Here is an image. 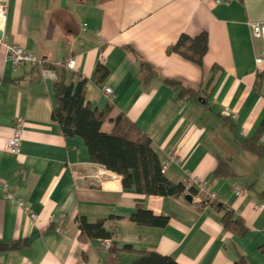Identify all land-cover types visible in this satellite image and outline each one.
<instances>
[{
  "label": "crops",
  "instance_id": "0c3cea01",
  "mask_svg": "<svg viewBox=\"0 0 264 264\" xmlns=\"http://www.w3.org/2000/svg\"><path fill=\"white\" fill-rule=\"evenodd\" d=\"M0 1L3 41L22 46L56 74L44 78L29 64L15 70L0 45V241H25L0 251V264H131L147 252L179 264H264V157L237 144L256 137L264 146V59L256 60L261 41L251 27L264 21V0ZM201 32L208 38L201 66L166 52L180 34ZM70 58L73 69L65 65ZM140 59L157 73L144 78ZM98 63L108 70L102 80L94 78ZM79 77L92 108L111 104L102 131L124 114L150 138L160 163L169 161L163 174L170 182L189 175L204 190L193 187L191 201L140 194L91 162L84 140L65 137L51 117L56 81ZM164 78L204 87L207 103L178 98ZM19 121L20 151L12 153L6 143ZM218 156L231 159L235 176H213ZM211 193L243 220V233L223 226L224 209L211 203ZM138 208L167 221L136 223L130 216ZM80 217L104 221L113 249L81 235Z\"/></svg>",
  "mask_w": 264,
  "mask_h": 264
},
{
  "label": "trees",
  "instance_id": "16d2710c",
  "mask_svg": "<svg viewBox=\"0 0 264 264\" xmlns=\"http://www.w3.org/2000/svg\"><path fill=\"white\" fill-rule=\"evenodd\" d=\"M131 48V47H129ZM208 49L206 32L195 36L182 33L174 44L167 47V53H176L184 59L201 66ZM134 51V49L131 48ZM136 53V52H135ZM138 55V54H137ZM140 70L144 78L157 73L149 62L139 60ZM107 68L98 63L94 78L102 80L107 75ZM163 81L177 91L180 99H199L207 103L203 94L205 88L192 85L182 79L164 78ZM85 78H78L69 84L59 81L55 83V102L51 117L60 127L65 137H81L88 150L90 161L103 166L105 169L120 176L124 189H134L137 193L158 196H181L186 193L194 194V188H185L183 183H172L161 172V165L152 148L150 138L124 114L119 113L111 119L113 128L110 132L101 129L102 123L109 116L111 104L102 110L91 107L85 99ZM238 147L258 157H264V146L257 142L256 137L237 141ZM229 157L218 156L217 166L213 171L216 178L235 176ZM218 209H224L223 226L236 233L246 229L243 220L234 216L229 207L211 202ZM130 218L139 224L164 225L167 217L154 215L151 211L138 208ZM81 235L89 238H110L112 235L104 228V221L87 222L83 217L78 219ZM25 241H0V251L19 249ZM109 250L113 249L112 243ZM131 264H179L172 257L155 252L144 253ZM234 264H245L242 260Z\"/></svg>",
  "mask_w": 264,
  "mask_h": 264
},
{
  "label": "built area",
  "instance_id": "2783aa9c",
  "mask_svg": "<svg viewBox=\"0 0 264 264\" xmlns=\"http://www.w3.org/2000/svg\"><path fill=\"white\" fill-rule=\"evenodd\" d=\"M214 1H215V3L228 4L232 0H214ZM4 23H5V6L0 1V29ZM251 27H252L253 36L260 39V41H261V54L256 59L258 62H260L262 59H264V21L252 23ZM0 45H2L5 48L7 59L10 61L11 65L13 66V68L15 70L20 69L23 66L28 65V64L29 65H35L39 68L40 74L42 75V77L48 78V79H56L55 72L53 70H51L50 68H47L44 65V61L42 59L36 57L32 53H30L29 51L24 49L22 46H20L18 44H8V43L4 42L2 38H0ZM75 64H76V60L74 58H70L67 60L65 65L69 69H73L75 67ZM104 92L110 96V99H112L111 95L113 93V90L111 87H109V86L105 87ZM224 111L227 113L230 111V109L228 107H226ZM231 116L235 117L236 114L234 112H231ZM22 132H23V123L21 121H19L15 126L13 135L11 137H9L7 140L6 149L8 151H10L12 153H19L20 145H21V141H22V135H23ZM168 163H169L168 160H165L162 163V165H161V172L162 173L165 172ZM182 183L184 184L186 189H188L190 187H196L199 191L204 190L203 182L201 180L195 179L194 177H191L189 175H186V177L184 178ZM6 187H7V183H4V188H6ZM242 193H243V191L240 188H238V187L235 188V194L237 196L241 195ZM209 197L211 200L215 198L213 193H211L209 195ZM18 203H19V205H23V203L20 199H19ZM256 207L261 208L262 205H259ZM32 217H34V215H32ZM111 243H112L111 238H106L103 240V245L107 249L110 247Z\"/></svg>",
  "mask_w": 264,
  "mask_h": 264
},
{
  "label": "water",
  "instance_id": "95a60500",
  "mask_svg": "<svg viewBox=\"0 0 264 264\" xmlns=\"http://www.w3.org/2000/svg\"><path fill=\"white\" fill-rule=\"evenodd\" d=\"M2 37V30L0 29V38ZM184 198L188 201H191L192 200V196L191 194L187 193L184 195Z\"/></svg>",
  "mask_w": 264,
  "mask_h": 264
}]
</instances>
